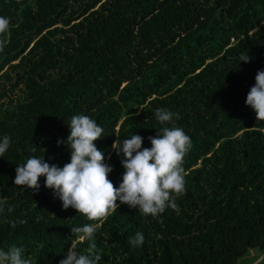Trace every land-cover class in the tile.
I'll use <instances>...</instances> for the list:
<instances>
[{
  "label": "trees",
  "instance_id": "trees-1",
  "mask_svg": "<svg viewBox=\"0 0 264 264\" xmlns=\"http://www.w3.org/2000/svg\"><path fill=\"white\" fill-rule=\"evenodd\" d=\"M0 17L9 20L0 140L10 138L0 157V250L15 245L30 264H59L72 245L88 246L71 228L92 223L99 264H236L264 253V121L245 104L264 71V0H0ZM158 108L175 114L167 125ZM74 115L102 127L94 144L116 187L124 169L113 144L136 134L150 148L162 127L183 129L191 147L178 207L154 218L117 201L89 221L63 209L44 177L36 192L14 185L28 158L70 162ZM137 232L138 247L129 243Z\"/></svg>",
  "mask_w": 264,
  "mask_h": 264
},
{
  "label": "clouds",
  "instance_id": "clouds-1",
  "mask_svg": "<svg viewBox=\"0 0 264 264\" xmlns=\"http://www.w3.org/2000/svg\"><path fill=\"white\" fill-rule=\"evenodd\" d=\"M9 30V20L0 17V35ZM7 41L0 40V51ZM250 57L241 54L240 61L248 62ZM245 104L255 113L256 120L264 121V71L255 75V84L247 93ZM175 114L158 108L155 117L161 125H167ZM178 118V116H177ZM66 137L70 149V162L57 167L45 162L44 158L31 157L15 168L14 185L24 186L36 192L40 188L39 178L44 177V186L53 190L62 201L63 209L71 207L89 221H102L120 204L138 209L145 216L158 217L167 207L176 209L175 197L185 192L183 158L191 147V140L179 127H162L155 137H149L150 148H143V138L132 134L112 148L121 156L124 172L118 187L108 178L112 168L104 163V153L97 149L94 141L102 136L103 129L87 115H74ZM63 143V141H58ZM10 146L5 135L0 140V157ZM8 212L13 211L8 207ZM4 211L0 202V213ZM11 227L16 221H7ZM20 224L26 220H20ZM99 224H84L71 228L78 241L88 242L84 252H78L72 245L59 264H99L102 256L94 242V233ZM144 241L137 232L129 239L132 246ZM22 249L11 246L0 250V264H30L22 258Z\"/></svg>",
  "mask_w": 264,
  "mask_h": 264
},
{
  "label": "rangeland",
  "instance_id": "rangeland-1",
  "mask_svg": "<svg viewBox=\"0 0 264 264\" xmlns=\"http://www.w3.org/2000/svg\"><path fill=\"white\" fill-rule=\"evenodd\" d=\"M0 84H1V86H0V93L2 92V89H4V90L7 91L8 83H6L4 80H1L0 81ZM7 95H9L8 96V99H10V98H14V96H16L17 94H16V92H14L12 94H7ZM2 101L5 102L6 101V98L0 100V103ZM259 257H258V254H257L256 251H250L248 253V255H246V256L238 259L236 264H264V258L262 260L258 261V258Z\"/></svg>",
  "mask_w": 264,
  "mask_h": 264
},
{
  "label": "water",
  "instance_id": "water-1",
  "mask_svg": "<svg viewBox=\"0 0 264 264\" xmlns=\"http://www.w3.org/2000/svg\"><path fill=\"white\" fill-rule=\"evenodd\" d=\"M264 258V253L258 258V261L262 260Z\"/></svg>",
  "mask_w": 264,
  "mask_h": 264
}]
</instances>
